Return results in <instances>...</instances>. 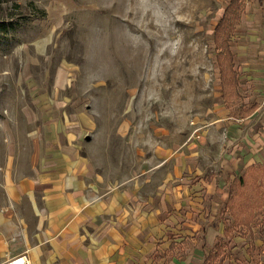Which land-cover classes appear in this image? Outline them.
Returning a JSON list of instances; mask_svg holds the SVG:
<instances>
[{
  "label": "crops",
  "instance_id": "1",
  "mask_svg": "<svg viewBox=\"0 0 264 264\" xmlns=\"http://www.w3.org/2000/svg\"><path fill=\"white\" fill-rule=\"evenodd\" d=\"M263 2L244 0L251 27L237 33L223 76L226 114L218 110L202 134L204 148L164 153L162 175L112 183L84 153L80 118L37 98L45 104L29 163L9 142L0 160V264L23 254L29 264H264L254 231L264 216L253 218L264 212L254 202L264 189ZM240 177L242 195L233 189Z\"/></svg>",
  "mask_w": 264,
  "mask_h": 264
},
{
  "label": "rangeland",
  "instance_id": "2",
  "mask_svg": "<svg viewBox=\"0 0 264 264\" xmlns=\"http://www.w3.org/2000/svg\"><path fill=\"white\" fill-rule=\"evenodd\" d=\"M245 8L244 0H0V160L9 142L29 163L45 104L37 98L46 95V106L80 118L97 173L112 183L162 175L164 153L204 148L202 134L218 110L226 114L222 80L237 33L251 27ZM254 231L263 238L264 223Z\"/></svg>",
  "mask_w": 264,
  "mask_h": 264
},
{
  "label": "trees",
  "instance_id": "3",
  "mask_svg": "<svg viewBox=\"0 0 264 264\" xmlns=\"http://www.w3.org/2000/svg\"><path fill=\"white\" fill-rule=\"evenodd\" d=\"M241 3H242V0H241ZM6 28V26L5 25H3L1 22H0V30H4ZM261 168H262V172L261 173H264V168L261 166ZM249 186V184L247 183V181H245L244 180V177H240L238 180H237V182H236V185L234 186V190L235 191H237V192H239V193H241V195H242V190L243 189H245V188H247ZM257 186H259V185H255V187H257ZM262 188L259 186V187H257V191L260 193V194H258L257 192V196L256 197H258V198H255L254 199V202H256V204L257 205H259V206H261L263 203H264V189H262ZM244 195V194H243ZM241 197H243V196H241ZM240 197V198H241ZM239 204H242V203H239ZM254 217V219H255V221H257V219H259L260 217H262V216H264V212H262V213H254V215H253ZM245 222L247 223V217H245Z\"/></svg>",
  "mask_w": 264,
  "mask_h": 264
},
{
  "label": "built area",
  "instance_id": "4",
  "mask_svg": "<svg viewBox=\"0 0 264 264\" xmlns=\"http://www.w3.org/2000/svg\"><path fill=\"white\" fill-rule=\"evenodd\" d=\"M4 264H29V262L25 254H23L15 258L8 259L4 262Z\"/></svg>",
  "mask_w": 264,
  "mask_h": 264
},
{
  "label": "bare ground",
  "instance_id": "5",
  "mask_svg": "<svg viewBox=\"0 0 264 264\" xmlns=\"http://www.w3.org/2000/svg\"><path fill=\"white\" fill-rule=\"evenodd\" d=\"M130 12H133V8L130 9ZM149 17H151L150 14H149V11L144 13V18L147 20V25L151 26L152 25V20Z\"/></svg>",
  "mask_w": 264,
  "mask_h": 264
}]
</instances>
